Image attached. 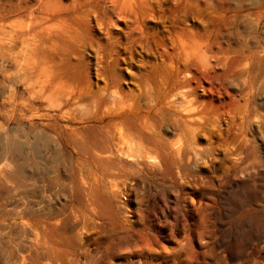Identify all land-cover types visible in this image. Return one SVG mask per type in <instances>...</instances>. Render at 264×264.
<instances>
[{
    "label": "rangeland",
    "instance_id": "1",
    "mask_svg": "<svg viewBox=\"0 0 264 264\" xmlns=\"http://www.w3.org/2000/svg\"><path fill=\"white\" fill-rule=\"evenodd\" d=\"M0 264H264V0H0Z\"/></svg>",
    "mask_w": 264,
    "mask_h": 264
}]
</instances>
